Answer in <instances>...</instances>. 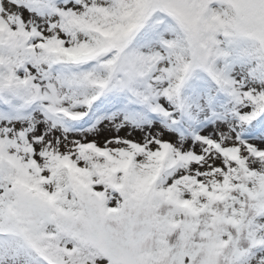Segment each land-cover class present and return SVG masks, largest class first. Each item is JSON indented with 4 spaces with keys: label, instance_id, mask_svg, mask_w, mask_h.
Wrapping results in <instances>:
<instances>
[{
    "label": "snow or ice",
    "instance_id": "1",
    "mask_svg": "<svg viewBox=\"0 0 264 264\" xmlns=\"http://www.w3.org/2000/svg\"><path fill=\"white\" fill-rule=\"evenodd\" d=\"M0 264H264V0H0Z\"/></svg>",
    "mask_w": 264,
    "mask_h": 264
}]
</instances>
